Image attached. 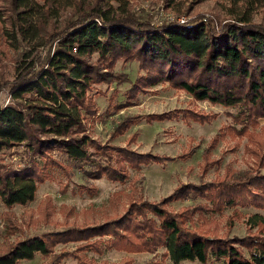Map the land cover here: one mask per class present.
Segmentation results:
<instances>
[{
    "label": "trees",
    "instance_id": "obj_1",
    "mask_svg": "<svg viewBox=\"0 0 264 264\" xmlns=\"http://www.w3.org/2000/svg\"><path fill=\"white\" fill-rule=\"evenodd\" d=\"M165 1L181 12L186 0ZM230 1L244 6L230 9L232 22L218 24L195 16L182 23L156 24L150 12L132 10L131 0H0V61L13 60L15 69L12 79L0 71V93L8 87L10 96L0 105V199L8 208L34 201L39 184L52 177L50 166L69 173L75 165L89 179L126 183L132 169L176 158L95 137L90 122L100 107L91 92L106 93L101 84H129L124 101L110 94V112L133 104L140 93L158 84L221 106L229 118L227 132L246 138L245 150L254 158L247 171L181 182L159 200L146 198L133 183L122 212L98 222L65 221L63 229L24 236L0 247V264H21L38 255L47 258V264H61L68 257L78 264L135 261L126 256L119 262H99L89 255L105 249L131 254L162 250L153 264H207L212 258L224 264H264V26L252 18L253 6L264 0ZM120 60L137 61L142 73L132 80L127 72L116 71ZM180 114L188 122L205 123L214 117L195 109ZM180 114L145 117L155 122ZM140 118L124 116L114 124L112 136L125 133ZM212 143L203 153L206 169L214 164ZM17 147L23 148L22 167L4 160L3 153ZM78 190L94 194L97 188L79 184ZM191 197L201 200L177 210L170 207ZM246 206L259 211L246 216L239 209ZM228 208L233 209L229 227L220 232L214 215ZM237 219H244L248 231L231 236ZM5 220L11 232L21 228L13 212L8 211ZM39 220L51 222L46 205ZM70 243L75 246L66 248Z\"/></svg>",
    "mask_w": 264,
    "mask_h": 264
},
{
    "label": "rangeland",
    "instance_id": "obj_2",
    "mask_svg": "<svg viewBox=\"0 0 264 264\" xmlns=\"http://www.w3.org/2000/svg\"><path fill=\"white\" fill-rule=\"evenodd\" d=\"M117 4V3H115ZM242 7V8H241ZM231 8L243 10V5L235 6L230 0H186L183 1L181 12L168 7L165 0H131V9L137 13L150 12L156 24L164 21H179V18L186 19L201 16L204 20L213 19L216 23L222 24L232 22L233 15ZM253 22L264 26V4L253 6ZM182 23V22H181ZM46 49L42 55H46ZM38 67V64H36ZM5 70V71H4ZM13 60L3 59L0 61V71L9 79L14 78ZM116 71L127 72L132 80H135L142 73L137 61L120 60L116 64ZM99 89L105 91L102 94L94 90L91 94L97 101L100 111L95 121L90 122V129L95 137L101 141H110L118 145H127L138 151L154 152L176 157L174 160H166L164 163H150L144 165L140 170H131L130 179L126 183L111 181L107 178L89 179L77 166H70L69 173L61 168L50 166L52 177L39 184L37 196L34 201L27 205H14L8 208L0 199V247L27 235L38 234L50 230L65 228L64 222L84 223L103 221L107 217L122 212L126 201V193L130 191L132 184H138L142 194L152 200H159L169 195L181 182H200L201 180H212L224 176L228 171L244 172L252 168L254 158L246 152L244 143L246 138L240 140L232 137L225 128L229 121L225 110L209 101L194 99L183 90L171 87L167 84H158L145 93H140L135 102L127 107L110 112L109 96L115 93L117 101L125 100V90L128 83L113 84L107 86L101 84ZM10 100L9 89L5 87L0 93V105H5ZM195 109L213 115L214 117L205 123L186 121L182 117V110ZM171 112L180 114L177 117L167 118L162 121L149 122L145 117L149 113ZM126 115H139L137 123L133 124L125 133L112 136L114 124ZM264 123V121H263ZM136 135L137 139L131 141ZM215 142L213 146L212 142ZM212 143L211 158L214 164L209 169L204 168V150ZM23 148L17 147L6 150L4 160L14 167H22ZM195 152L190 155V152ZM188 155L180 158L182 153ZM68 162L66 157H62ZM70 162V160H69ZM264 170V169H263ZM79 184L96 186L94 194L78 190ZM65 188V190H64ZM200 198H188L185 200L173 201L170 204L172 209H179L185 204H194ZM46 205L51 212V222L40 221L41 208ZM248 216L256 210L252 206L239 207ZM228 208L222 214H215L214 218L219 224L220 232H224L228 218L232 213ZM14 213V218L21 225L19 230L11 232L8 228L5 216L7 212ZM230 228V235H244L248 231L244 219H237ZM74 243L66 245V248H73ZM59 245L57 249H61ZM162 250L154 253H126L115 249H105L103 253L89 252L99 262L108 260L119 262L126 256H133V264H153L159 259ZM154 261V262H153ZM48 259L38 255L34 259L25 260L21 264H47ZM61 264H78L77 260L68 257ZM168 264H174L170 262ZM179 264H201L198 261L185 260ZM207 264H224L223 260L211 259Z\"/></svg>",
    "mask_w": 264,
    "mask_h": 264
},
{
    "label": "built area",
    "instance_id": "obj_3",
    "mask_svg": "<svg viewBox=\"0 0 264 264\" xmlns=\"http://www.w3.org/2000/svg\"><path fill=\"white\" fill-rule=\"evenodd\" d=\"M185 20H186V19H184V18H179V21H180V22H185Z\"/></svg>",
    "mask_w": 264,
    "mask_h": 264
}]
</instances>
